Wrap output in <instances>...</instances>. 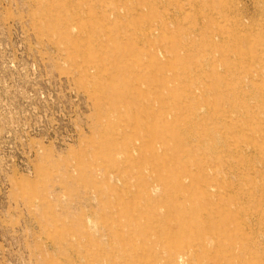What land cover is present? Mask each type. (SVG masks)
Returning a JSON list of instances; mask_svg holds the SVG:
<instances>
[{
  "label": "rangeland",
  "instance_id": "rangeland-1",
  "mask_svg": "<svg viewBox=\"0 0 264 264\" xmlns=\"http://www.w3.org/2000/svg\"><path fill=\"white\" fill-rule=\"evenodd\" d=\"M0 264H264V0H0Z\"/></svg>",
  "mask_w": 264,
  "mask_h": 264
}]
</instances>
